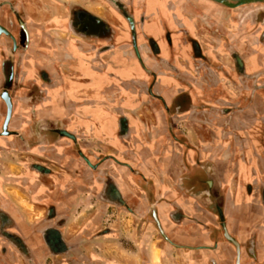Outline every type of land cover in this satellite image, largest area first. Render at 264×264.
Here are the masks:
<instances>
[{"label":"crops","instance_id":"crops-1","mask_svg":"<svg viewBox=\"0 0 264 264\" xmlns=\"http://www.w3.org/2000/svg\"><path fill=\"white\" fill-rule=\"evenodd\" d=\"M200 6L205 8L203 4ZM137 9L136 16L143 12L145 20L137 31L134 47H131L125 29L108 39L99 36L78 37L80 43L74 47V51L69 50L68 46L65 50L56 47V38L51 36L50 55L55 61L63 63L64 72H67L70 80H74L63 84L64 88H61L57 98V105L68 115V118L61 117L62 120H65L67 128L81 133L79 137L89 135L91 143L97 147L102 145L100 148L103 151L113 152L119 158H126L139 166L145 178L133 177L120 165L113 164L116 175L121 176L115 179L117 186L121 194L133 202L138 201L136 195H139L143 185L148 187L164 226L175 240H194L199 230L198 223L186 230L170 224L168 214L175 206H181L185 214H192L197 221H205L207 216L186 208V201L179 198L180 191L174 188V179L185 162L190 164L199 159L205 162L210 160V169L225 188L222 208L228 231L242 242L254 236L256 244L261 247L264 243V225L261 224L264 208L259 206L258 188H264V138L258 140V130L254 129L256 123H264V90L255 89L252 83L255 80L249 77L263 72L260 64L264 63V57L260 55L245 59L251 60L246 66L249 76L245 81H240L241 86L232 81L224 83L228 84L226 88L236 92V110L224 114L218 107L223 101L210 98L213 83L205 81L207 75H219L218 66L192 52L191 43L185 37L191 30L189 23L195 16L190 13L191 8L186 3L178 4L179 12H189L187 23L175 14L169 15L170 8L163 4V0L145 1ZM111 24L116 26L113 22ZM180 27L186 29L177 30ZM105 49V60L99 63L101 68H94L96 56ZM213 57L219 60L216 55ZM219 58L223 62L226 60L224 56L221 58L219 55ZM49 62V65L43 63L44 67L55 78L56 63ZM189 63L198 65V71H193ZM143 64L145 69L141 66ZM225 66L226 69L230 68ZM208 80L212 81L209 77ZM216 81L217 86V78ZM243 91L250 98L247 95L240 97ZM174 109L178 110L173 112ZM52 117L56 118L54 114ZM121 120L126 121L129 130V135L124 139L117 134ZM46 139L36 141L32 150L29 148L27 153L22 154L25 158L13 150L0 152V157L15 156L18 160L15 165L22 170L0 165V212L12 218V230L34 250L40 244L35 229L53 224L63 217L67 219L61 224L64 237L68 242L73 241V235L67 230L85 205L87 198L83 193L99 189L97 185H87V167L74 154L69 140L52 133L46 134ZM179 139H183L184 144ZM82 144L83 141H80ZM183 145L189 148L186 150ZM196 154L199 155L198 159ZM29 162L59 171L65 179H58L57 174L31 171L28 169ZM7 178L17 184L7 183ZM249 185L250 190L247 188ZM20 187L25 189L23 192L29 195V200L34 201L33 214L38 215L36 219L31 218V211L21 208L22 201L10 190ZM139 198L144 200L142 196ZM48 204L55 205L56 216L42 220ZM72 204L76 205L75 210L73 207L70 209ZM121 217L126 219L129 215L123 213ZM124 221L121 227L126 241V234L130 231ZM188 222L184 219L181 224ZM80 234L77 232L75 236ZM125 241H121L118 247L111 243V248L116 249L113 263L141 264V251L148 246L144 247L146 244L142 240L139 247ZM100 244V241L96 243L98 246ZM170 259H165L166 264ZM223 262L225 259L220 261Z\"/></svg>","mask_w":264,"mask_h":264},{"label":"flooded vegetation","instance_id":"flooded-vegetation-1","mask_svg":"<svg viewBox=\"0 0 264 264\" xmlns=\"http://www.w3.org/2000/svg\"><path fill=\"white\" fill-rule=\"evenodd\" d=\"M145 1L154 0H0V152L13 150L25 158L22 154L32 150L36 141L47 140L46 134H56L69 140L74 154L83 160L87 167V185H97L99 188L83 193L87 198L85 205L67 230L74 237L71 242L64 237L61 224L67 219L63 217L53 224L35 229L40 244L34 250L12 230V218L1 211L0 264H114L112 259L116 249L111 248V243L118 247L121 241H125L120 224L123 213L129 215L131 222L130 232L126 234L127 240L129 238L131 241L126 240V244L133 242L139 247L142 240L146 244L143 246H148L141 251V264H166L165 259L170 258L167 264H264V243L261 247L257 245L254 236L242 242L228 231L222 208L225 188L210 169V160L205 162L199 159L190 164L185 162L174 179V188L180 191L179 198L186 201V208L207 216H204L205 221H197L192 214H185L181 206H175L168 214L170 224L185 230L195 223L199 225L194 240H175L164 226L148 187L143 185L139 195H136L138 201L133 202L125 198L117 186L115 179L121 176L116 175L113 164L120 165L133 177L145 178L139 166L126 158H119L113 152L103 151L100 148L102 145L97 147L91 143L88 134L79 137L81 133L67 128L65 120L61 118H68V115L57 105V98L61 88H64L63 84L74 80H70L67 72H64L63 63L55 61L50 55L51 36L56 38V47L65 50L68 46L69 50L74 51L80 38L99 36L108 39L125 29L131 47H134L137 31L145 20L143 12L136 16L137 6ZM241 1L244 2L239 3ZM180 2L186 3L192 9L190 13L195 15L192 23H189L191 30L185 35L191 43L192 52L218 66L219 75H207L205 79L207 83H213L210 98L222 100L218 107L224 114H229L236 110V92L226 88L228 84L224 83L232 81L241 86L240 81H245L249 76L246 66L251 60L245 59L260 55L264 57V0H163V4L170 8L169 15L175 14L187 23L189 12L178 11ZM184 29L180 27L177 30ZM104 51L106 49L96 56L94 68H101L99 63L105 60ZM215 55L219 60L213 57ZM219 55L226 60H220ZM49 61L56 63L55 78L44 67L45 62L50 64ZM225 65L230 68L226 69ZM141 66L145 69L144 64ZM190 66L193 71H198L195 63ZM260 68L263 72L249 79L255 80L252 81L255 89L264 90V63L260 64ZM208 77L212 81L209 82ZM256 80L259 82L256 83ZM244 91L240 97L247 95ZM259 125L263 127L264 136L263 122L256 123L254 130L259 131ZM128 131L126 121L121 120L117 134L124 139L129 135ZM37 137L40 138L37 140ZM179 140L184 144L183 139ZM80 141H83L82 146ZM262 144L264 146V142ZM183 146L186 150L189 148ZM198 156L196 154V158ZM0 161L2 167L22 171L21 167L15 165L18 161L15 156H1ZM28 169L38 174H57L58 179H65L59 171L36 162H29ZM8 179L7 183L17 184ZM20 182L22 184V180ZM247 188L250 190V185ZM10 190L22 201L21 208L31 211V218L36 219L38 215L33 214L35 203L23 192L25 189ZM258 194L259 206L264 208L263 187L258 188ZM72 207L75 210L76 205L72 204L70 209ZM44 211L42 220L56 216L54 204H48ZM110 211L117 220L105 224V217ZM184 219L189 220L186 225L181 224ZM261 224L264 225V219ZM77 232L81 233L78 237L75 236ZM97 239L102 242L100 246L96 245ZM223 246L226 248L223 249ZM223 259L225 262L220 263Z\"/></svg>","mask_w":264,"mask_h":264},{"label":"rangeland","instance_id":"rangeland-1","mask_svg":"<svg viewBox=\"0 0 264 264\" xmlns=\"http://www.w3.org/2000/svg\"><path fill=\"white\" fill-rule=\"evenodd\" d=\"M257 138H258V140L261 139V138H264V136H263V127L260 126V125H259V131H258V137ZM115 220H117V218H114L112 213H111V211H110V214L105 217L104 223L105 224L106 223L109 224L111 222L113 223V221H115ZM124 220H126V225L130 226L131 222H130L129 217L124 219L123 217L120 216V224L121 225H124V222H125Z\"/></svg>","mask_w":264,"mask_h":264},{"label":"water","instance_id":"water-1","mask_svg":"<svg viewBox=\"0 0 264 264\" xmlns=\"http://www.w3.org/2000/svg\"><path fill=\"white\" fill-rule=\"evenodd\" d=\"M218 1H221V0H218ZM244 1H241V2H239V3H243ZM122 31V30H121ZM98 37V36H97ZM101 38H103V37H101Z\"/></svg>","mask_w":264,"mask_h":264}]
</instances>
